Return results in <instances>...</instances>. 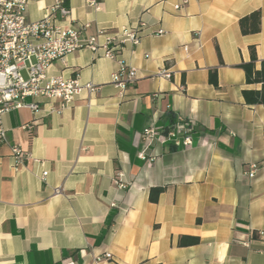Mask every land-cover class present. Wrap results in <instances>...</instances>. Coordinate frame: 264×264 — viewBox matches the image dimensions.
<instances>
[{"label":"crops","instance_id":"0c3cea01","mask_svg":"<svg viewBox=\"0 0 264 264\" xmlns=\"http://www.w3.org/2000/svg\"><path fill=\"white\" fill-rule=\"evenodd\" d=\"M96 1L99 11L65 0L64 25H86L82 39L102 44L143 24L138 44L118 51L137 79L120 94L111 83L117 62L82 48L48 74L77 77L94 92L53 113L43 101L37 112L4 115L0 264H264V105L245 102L243 91L261 85L247 84L238 67L250 47L257 70L264 61V0H187L179 10L182 0ZM54 3L29 0L27 21ZM254 11L260 32L242 35L239 20ZM179 116L195 124L191 147L154 143L139 158L142 133ZM14 145L30 159L16 165ZM251 163L253 179L245 174Z\"/></svg>","mask_w":264,"mask_h":264},{"label":"built area","instance_id":"2783aa9c","mask_svg":"<svg viewBox=\"0 0 264 264\" xmlns=\"http://www.w3.org/2000/svg\"><path fill=\"white\" fill-rule=\"evenodd\" d=\"M28 1L0 0V145L7 143L3 126V117L7 113L21 108L37 112L43 101L53 103L49 108V112L53 113L72 104L84 91L92 93L96 90L91 83L81 84L77 77L66 79L61 75L48 74L51 65L68 54L88 48L92 52L101 50L105 58L116 61L118 69L112 73L111 83L120 94L137 79L136 70L118 58V51L127 43L138 44L143 24L120 30L99 44L95 38L82 39L86 25H64L69 18L65 0H55L49 13L37 21L26 19ZM88 4L95 11L101 9L96 0H88ZM186 4L187 0H182L174 9L179 10ZM163 33L161 29L156 31L158 35ZM159 76L168 79L170 74L163 71ZM23 128L30 130L31 126L25 125ZM194 128L191 120L179 116L164 130L153 127L146 129L141 135L144 150L139 158L146 160V151L154 143L162 145L170 142L189 149ZM11 155L16 165L30 159V155L18 145L11 147ZM257 168V164L251 163L245 172L247 177L253 179ZM46 175L45 171L41 178L44 179ZM58 190L55 189V192ZM259 236L264 241V231ZM110 258L111 255L106 253L102 257H95V262Z\"/></svg>","mask_w":264,"mask_h":264},{"label":"trees","instance_id":"16d2710c","mask_svg":"<svg viewBox=\"0 0 264 264\" xmlns=\"http://www.w3.org/2000/svg\"><path fill=\"white\" fill-rule=\"evenodd\" d=\"M239 28L242 35H252L260 32L261 29V14L259 11H254L251 14L242 17L239 20ZM250 61L239 64V68L244 71L245 82L247 84H260L259 91H243V97L248 105L263 104L264 105V61L261 62L259 70L255 68L257 55L254 47H250ZM209 80L214 86H217L216 70H211L209 73ZM164 191V188L158 187L150 190L149 200L155 203L159 195ZM189 243H197V240H192ZM181 244H183L181 242Z\"/></svg>","mask_w":264,"mask_h":264},{"label":"rangeland","instance_id":"374dc122","mask_svg":"<svg viewBox=\"0 0 264 264\" xmlns=\"http://www.w3.org/2000/svg\"><path fill=\"white\" fill-rule=\"evenodd\" d=\"M23 76L25 77V74L23 73Z\"/></svg>","mask_w":264,"mask_h":264}]
</instances>
